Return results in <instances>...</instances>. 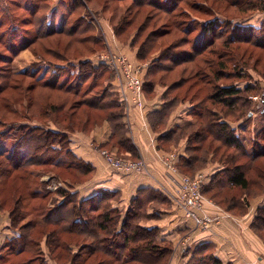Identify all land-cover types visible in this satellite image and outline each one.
<instances>
[{
	"label": "trees",
	"instance_id": "1",
	"mask_svg": "<svg viewBox=\"0 0 264 264\" xmlns=\"http://www.w3.org/2000/svg\"><path fill=\"white\" fill-rule=\"evenodd\" d=\"M21 1L0 0V17L4 15L8 19L11 16L12 22H20L22 26L38 28L35 31L36 35L31 37V39L29 38L30 40L27 39V41L24 40L21 43L19 50L29 49L33 44L43 43L42 41L54 36L63 35L65 38L70 39L69 42L74 41L72 43H78L79 45L91 44L88 49V53L91 56L99 49L103 51L102 45H99L102 37L99 32L97 35L81 37L82 33L88 32V29L92 30V32L95 29L91 27L93 19L90 22L86 14H82L83 11L87 12L86 3L91 0H58V2L65 1L67 4L65 14L61 17V27L57 30L48 29L45 31L43 27L46 24V12L50 9L47 5L49 0H32L30 5L29 3L27 4L29 0H24V3ZM106 1H114L116 3L112 8V17H110V22L112 23L116 18L119 6L124 0ZM205 1L209 0H131L133 6H129L117 24L113 26L116 35L120 36L132 24L135 16L145 11V18L137 25L136 30H133L134 36L132 38L127 36L125 42L129 47L138 50L136 58L139 62L146 61V57L156 46L160 49L164 48L158 58L151 60V64L143 72V79L147 78L146 85L153 87L155 84L160 83L149 80L155 70H160L165 72V74L171 73L175 67H180L183 64H194L206 51H209L210 57L216 56L219 52L216 53V50L220 49V46L226 50L229 48L233 52L241 49V47H238L240 45L264 50V21H262L258 29L254 27L244 28L232 24L236 19L245 18L253 12H264V2L260 0H212L213 8L211 5H207ZM222 4L226 7L225 11L220 12L215 5L220 7ZM147 8L150 10H146ZM16 10L23 11L22 14L25 15V18H20V15H16ZM41 10H44V14L41 19L35 22L34 19ZM128 11H130V15L127 14ZM190 13L198 16L197 18L204 16L207 19H205V23L199 25L201 35L195 40V45L190 46V52H188L178 49L190 42L188 36L193 29L186 28L183 21H180L181 16H191ZM225 13L229 15L225 16ZM240 15L245 16L242 17ZM72 16H75L73 22L71 21ZM194 20L196 18H193V23H195ZM219 22H222L220 27H218ZM3 26V21H0V29ZM148 28V34L143 35ZM12 31L15 32L14 29H11ZM255 31L261 36L254 38L253 32ZM172 33H179L181 37H176L173 42L167 41V44H165L162 40L167 36H171ZM5 36L6 33L2 31L0 33V46H2L4 51L10 50L14 54L13 47L10 45L11 40L9 42L3 41ZM141 38L143 40L139 42ZM219 41L223 42L222 45L218 43ZM231 45L233 47H230ZM45 52L59 56L58 58L56 57L58 60L63 57L61 53L53 52L50 48H47ZM34 53L36 54L37 52ZM227 55L228 52L224 51L219 56H216L218 58L216 59L217 64L214 66L216 67L215 69H213L215 60L211 58L209 61L204 58V62L210 65V69L212 68V71H208L205 76L210 77L212 75L211 81H213L205 100L201 102L205 101L207 104L194 103L191 100L189 102L191 108L188 115L190 120H192L184 126L177 127L167 133L163 142H169L177 133H179L178 139L181 136L186 137V158L178 157L177 169L179 173L191 178L197 173L194 171L202 168L204 163L208 161V155L216 157V154L220 153L218 145L217 147L212 146L213 143L218 142V139H220V142L222 141L223 147L233 149L234 152L231 153H227V149L220 153L219 159L213 158V161L219 163L222 169L211 177L207 185H202L201 194L204 198L212 199L227 212L233 211L236 214H244L248 199L264 193V173H260L257 180L251 181L246 175L248 164L239 161L241 158H246L248 161L254 162L259 158H264V127H261L256 133L258 139L254 141L251 151L247 153L243 151L239 143L235 133L236 129L229 126L227 120L224 119L225 116L221 115L220 111L214 109L218 105L223 106V108L225 107L228 110V115L231 113L238 114V120H242V117H249L252 114L250 110L251 102L249 101L252 90L250 86L242 89L236 84H216V81L221 79L220 74L227 69L226 63L231 62L230 56L227 58ZM168 56L170 57L168 58ZM179 56L181 57L177 58ZM88 58L90 57L78 60L79 63L72 69L71 80L68 79L69 81H65L66 79L60 81L61 73L64 72L62 67H55V75L47 78H38L37 71H23L22 76L26 75L25 77L33 80L30 88H28V93L32 94L37 89H49L56 91L61 96L62 101L60 103L56 105L54 103L47 104L44 114L39 116V118L46 120L45 122L40 123V125L28 124L36 118L30 116V114L28 116L22 115L15 108L9 106L10 110H6L3 114L0 113V142L2 144V147L0 146V182L2 179L9 178L15 170L30 167L31 165L50 166L52 168L48 171L50 176H54L63 182V186L54 192L44 190V186L41 185L42 193L35 192L29 188H27L28 192L24 196L18 192L14 193V204L9 211V218L12 228L16 229L19 234L18 237L3 242L0 248V264H46L44 258L46 255L43 252L42 242L45 243L48 250V257L59 264L169 263L171 256L170 244L156 239L158 235L157 229H147L143 226L144 223L152 219L153 215L148 213L150 209L157 211L159 206H168V204L172 203L167 196L152 189L140 190L129 208L122 212L115 206L119 202V194L117 192L100 190L93 197L80 199L78 194L73 192V187L78 182L71 183L61 178L60 173L70 170V172L75 173H73L74 175L70 173L72 176H87L86 179L79 183L88 179L92 169L70 153L69 139L76 132L87 135L103 122H107L111 128V146H116L117 150L124 153L123 156H118V154L116 156L127 160L138 159L132 148L131 141L126 137V130L122 123L124 116L122 105L118 100V95L112 90L111 80L113 74L105 69L106 67L103 65H93ZM234 59L238 61L234 67L237 68L242 65L239 63L237 56ZM59 61L65 62L64 57L60 58ZM0 63L4 65V68L0 69V81L3 83V86L0 85L1 92L6 88L5 86H7L8 80L13 73L8 59L7 62L4 60L0 61ZM106 74L110 75L109 77L107 76L106 81H100ZM178 81L167 85L168 88L163 97L167 99L166 102L168 104L150 119L153 130L159 120L164 123L174 107L173 104L177 106L186 102L185 100L182 102L178 100L179 94L171 100L169 99V92L182 86L186 79L181 78ZM164 82L161 81V83ZM101 83H103V86L100 89L101 91L97 93L98 91L96 92L95 90ZM28 100L25 101L26 110L33 105L32 101H36L35 97H29ZM69 103L70 105L67 107ZM15 116H20V120H13ZM261 120H264V116L261 117ZM8 121L10 122L8 123ZM13 127L14 133L11 135L12 137H8L7 129L12 130ZM7 140L11 142L10 152L4 149ZM206 143L208 146L204 148L203 146ZM235 152L239 153L235 154ZM8 163L12 164V168H9ZM190 169L194 173L189 174ZM31 174L29 173L27 176L30 177ZM254 183H261L260 192L249 196L247 193H251L249 188ZM218 187L221 189L225 187L239 189L244 192L245 199H236V197L223 198L221 197L223 191H219ZM211 190L213 195L210 196L208 192ZM15 195L17 199H15ZM24 198H26V201L37 198L42 201V207H45L44 202L48 200L50 210L41 216L40 221L28 223L26 227H19V223L27 215L33 214L31 212L33 208H30V211L26 213L20 209ZM3 204H6V202ZM2 205L0 203V208H2ZM37 223L43 225V228L50 226L51 229L48 231L43 229L40 240L33 243L23 231L25 228L32 229V227L37 226ZM253 228L259 233L260 237L264 238V208L257 210L253 220ZM33 245H35L34 247H36L38 253L36 258H24L18 262H11L16 256L30 251L29 247ZM205 258L207 257H202L201 260L190 264L202 263ZM208 260L211 264H219L213 258Z\"/></svg>",
	"mask_w": 264,
	"mask_h": 264
},
{
	"label": "rangeland",
	"instance_id": "2",
	"mask_svg": "<svg viewBox=\"0 0 264 264\" xmlns=\"http://www.w3.org/2000/svg\"><path fill=\"white\" fill-rule=\"evenodd\" d=\"M260 1L264 2V0H260ZM21 2L24 3L25 1L23 0ZM31 2L32 0H29L27 4L29 3L30 5ZM203 2H201V4H203ZM205 2L207 3V5H211V6L213 5L212 0L205 1ZM47 5L50 9H48V11L46 10L47 11L46 12V24L43 27V30L44 31L48 29L57 30L58 28L61 27V22H60L61 17L64 16L65 14V10H66L65 7L67 4L65 1L58 2V0H49ZM115 5L116 3H114V1L109 2L106 0H91L89 3H86L87 12L83 11L82 14H86L88 21L93 19L91 27H94L95 29L93 30V32L92 30L88 29V32H86L85 34L82 33L81 37L97 35L98 32L102 36L101 37L102 44L99 43V45H102L103 51L99 49L95 51L94 52L95 54H93L92 56L89 55L88 53V49L91 46V44L87 43V44L79 45L78 43H72L74 41L69 42L70 39L65 38L63 35L54 36L48 40L42 41L43 43L39 42V43L33 44V46H31L29 49L19 50L22 45L21 43H23L24 40L27 41V39L29 38L31 39V37L36 35L35 31H37L38 28L32 27V26H22L20 22H17V23L12 22L11 16L8 17V19H6L4 15L3 17L1 16L0 21H3L4 26L0 29V33L2 31L6 33V36L3 38V41L9 42L11 40L10 45L13 47V50H14L13 52L15 53L12 54L10 50L4 51L2 49V46H0V61L6 60L7 62V59H8L10 69L13 73V75L8 80L9 82L7 86H5L6 88L0 92V113L3 114L6 110H8L9 109L8 106L13 107L22 115L24 114L28 116V114H30V116H33V118H36L28 124L40 125V123H43L46 121L43 118H39V116L44 114L47 104L50 105L51 103H54V105H56L62 101L60 94H58L56 91H52L49 89H37L32 94L28 93L29 92L28 88H30V84H32L33 80L30 79L29 77H25L26 76L25 74H24L25 76H22L23 71H28V70L37 71L38 78H41V77L47 78L48 76L55 75L56 73L55 67H62L64 72L61 73L60 81H64V79H66L65 81H69L71 80L70 76L72 75V69L75 68L79 63L78 60L89 56L90 58H88V60L93 65H98L96 63L97 62L96 57L100 54H104L107 52H114L117 54H123L125 56L127 55L128 57H130L129 61L131 63L136 62L140 64H146L145 69L148 68L151 62L153 61V59H157L162 49L164 48L160 49L158 48V46H156L154 50H152L148 54V56L146 57V61L139 62L136 58L138 50L136 48L129 47L128 44L125 42L126 41L125 38L127 36H129L130 38L134 36L133 30H136L135 28L137 27V25L143 21V19L145 18L146 12L143 11L139 15H136L135 18L133 19L132 24L129 27H127V29L124 32H122L120 36H117L113 26L116 25L120 17H122L125 14L126 9L129 6H133V4L131 0H124L121 3V6H119L118 8L115 20L111 23L110 17H112V14H111L113 10L112 8ZM215 7L220 12H222V11H225L226 6L222 4L220 7H218L217 5H215ZM148 9L149 8H147L146 10ZM44 10H41L39 15L34 19L35 22L38 19H41L42 15L44 14ZM22 13L23 11L20 12L18 10H16L15 12L16 15L21 16L20 18H25V15H23ZM127 14L130 15V11H128ZM190 15L191 16H186V17L181 16L180 17L181 19L179 18L180 21H183L186 28H189L191 30L193 29L192 33L188 36V39L190 42L186 44L185 46H183L182 48L180 47L178 49L181 51L190 52V48H191L190 46H192L193 44L195 45L196 43L195 40H197L201 35L199 31V25L201 23H205L204 21L205 19H207L204 16H200L199 18H197L198 16L196 15H192L191 13ZM224 15L228 16L229 14L225 13ZM240 16L244 17L245 15L244 16L240 15ZM72 17L73 18H71V21L73 22L75 16H72ZM193 18L194 19L196 18V20H194L195 23L192 22ZM262 21H264V12L258 11V12L251 13L245 18L236 19L234 23L232 24L234 26H240L244 28L254 27L258 29ZM218 24H219L218 27H220L222 25V22H219ZM222 28H219V29H222ZM11 29H14L15 32L13 31L11 32ZM148 32H149V28L143 33V35L148 34ZM258 34L259 33L257 31L253 32V37L254 38L260 37L261 35H258ZM176 37H181V36L179 35V33H172L171 36L165 37L162 41L165 44H167V41L173 42V39H175ZM142 40L143 38H141L139 42ZM218 43L222 45L223 42L219 41ZM230 47H233V46L231 45ZM238 47H241V49H237V50L234 49L235 50L234 52L229 48L228 50H226L224 49V47L222 48V46H220V49L216 50V53L219 51L216 56H219L224 51H227L228 55L226 57L228 58L230 56L229 59L231 58V62L226 63L227 64L226 71L220 74L221 79L216 81V84H219V85H228V84L235 85L236 84L242 89L247 86H250L252 90L250 92L249 101L251 102L250 110L252 114L249 117H242L243 118L242 120H238L237 118L238 114L231 113L228 115V112H227L228 110H226L225 107L223 108V106L218 105L214 107V109L217 111H220L221 115L225 116V118L224 117L223 118L227 120V122L229 123V126L236 129L235 133L239 139V143L242 146L243 151H246L247 153H249L251 151V147L254 141L258 139V137L256 136L257 135L256 133L259 131V129H261V127H264V120H261V117L264 116V104H261L262 97H264V50L258 49L255 47L251 48V47L244 46V45H240ZM47 48H50L53 52L61 53L62 56L64 57L65 62L59 61L60 58H63V57H60L58 60L57 58L59 56H54V55L46 53L45 51ZM123 50H126L125 52L127 54H124L125 52ZM34 52H37V53L35 54ZM204 53L205 54H202L203 56L197 59L194 64H183L180 67H175L172 69L171 73L165 74V72H161L160 70L158 71L154 69L155 71L149 77V80L158 81L160 83H157V84H161L162 86H165L168 88L167 85H171L173 84V82L177 83L179 82L178 81L179 79L185 78L186 81L184 84H182V86H179L178 89L169 92V99L171 100L173 97L179 94V96L177 97L178 100H180L181 102L183 100L186 101L184 103L180 102L181 104H183V106L184 104L189 105L190 104L189 102L191 100L194 103H201L203 100H205V97L207 93L209 92V89H211V85L213 84V81H211L212 75H210V77L205 76L208 71H212L211 70L212 68L210 69L209 68L210 65L204 62V58L209 61L211 60V58H213V60H215V64L213 65V67L216 66L217 64L216 59L218 58L216 56L210 57L211 55L209 56L208 54L209 51H206ZM235 56L239 58V63L242 64L241 66H238L237 68L234 67L236 63H238L237 59H234ZM169 57L170 56H168V58ZM180 57L181 56L177 58H180ZM223 59H226V58H223ZM0 67H1L0 69H3L4 65L0 63ZM215 68L216 67H214L213 69ZM105 69H107L113 74V77L111 76L112 77V80H111L112 90L117 95V82L118 81H117L116 73L114 71H111L107 67ZM238 69L239 71H237ZM18 74H21V75H18ZM107 76L109 77L110 75H107V74L104 75V77L100 81H106ZM142 81L146 84L147 78L143 79V73H142ZM161 81H165V82L161 83ZM2 84H3L2 81H0V85ZM102 86H103V83H101V85L97 87L95 91L96 92L98 91L97 93H99L101 91L100 89L102 88ZM29 97H35L36 101H32L33 105L30 106L29 109L26 110L25 101L28 100ZM252 98H255V100ZM165 100L167 99L165 98ZM201 104H207V102L204 101ZM69 105L70 103L67 104V107ZM173 105L174 107L176 106L175 104ZM178 106L180 107V104ZM174 107L171 110H173ZM189 107L191 108V106ZM169 108L168 110L170 111ZM122 109L124 113L125 110L123 106H122ZM93 114H97V113H93ZM17 119L20 120V116L18 117L15 116L13 120H17ZM9 122L10 121H8V123ZM163 125L164 123H162L161 120H159V123H157L154 127L155 132H160L163 129ZM182 126H184V124ZM13 131H14V127L12 128V130L7 129L6 133L7 135H9L8 137H12L11 135L14 133ZM176 135L173 138H171L169 142H167L170 144V147H171L170 148L169 145H167V147H169L167 149L168 152H176V149L178 151V142L180 140L186 139V137L184 136H181V138L178 139L179 133H177ZM10 140L6 141L7 142L5 144L6 147L4 148L9 152L11 150ZM219 140L220 139H218V142H216L215 144L213 143L212 146L217 147L218 145L220 153H222L227 148L223 147L222 141L220 142ZM260 145L262 144L260 143ZM0 146L2 147L1 142H0ZM205 146H208V144L206 143L203 147L206 148ZM106 149L111 154H113L115 157H117L116 154H118V156L124 155L119 150H114L113 148L110 149L109 147ZM227 150H228L227 153L234 152V150L231 148ZM220 153L216 154L217 155L216 157L215 156L212 157V155H208L207 156L208 161L207 162L205 161L206 163H204V166L194 172L204 173L205 171L204 169H207L209 165L210 166L218 165V168L220 167L222 169L219 163H216L213 161V158L219 159L218 156ZM237 153L239 152H235V154ZM33 162H36V161H33ZM239 162L248 164V167L246 168V175L251 179V181L257 180L259 177L258 175L260 173H264V158H259L258 160L254 162L248 161L246 158L244 159L241 158ZM8 165L10 166L9 168H12V164L8 163ZM51 169L52 168H50V166L44 167V166L31 165L30 167L22 168L17 171L15 170L9 178L5 180L2 179V181L0 182V203L2 205V203L6 202V204L2 205L3 209L0 208V211L9 214V211L12 209L13 204H14L13 195L15 192H18L19 194L24 196L28 192L27 188L35 192L42 193L41 185L44 186L43 187L44 190L49 191V192H54L58 188L62 187L63 186L62 181L56 179L54 176L52 177L50 176V173L48 171ZM194 172L191 171L190 169L189 174L194 173ZM29 173H32L30 177L27 176ZM70 173L73 174L74 172H70L69 170L68 172L60 173L61 178L64 180L66 179L67 181L71 183H77V182L79 183L83 181L84 179H86L87 177V176L75 177V176L70 175ZM260 188H261V183L251 184L249 188L251 193L250 194L247 193V195L252 196L251 194H256L260 192ZM218 190L223 191L221 193L222 194L221 197L223 198L224 197H236V199H245L244 194H243L244 192L240 191L239 189H235L233 187H231L230 189L228 187L221 189L220 187H218ZM208 195L210 196L213 195L212 190L208 192ZM15 199H17L16 195H15ZM216 200L221 201L220 199H216ZM41 204H43L42 201L38 200L37 198L33 200L30 199L27 201H26V198H24L23 203H21V206H20L21 207L20 209L22 210V212L26 213L30 211V208H33L34 210L32 209L31 212H33V214L27 215V217L23 221H21L18 226L26 227V224L28 223H34V221H37V222L40 221L41 216L45 215L46 212L50 210L48 206L49 205L48 200L44 202L45 207H42ZM51 221L53 222V220ZM43 229L48 231L49 229H51V227L46 226L45 228H43V225L41 224L39 225L37 223V226L32 227V229L25 228L23 232L24 234L28 235L30 241L32 240L34 243L35 241L40 240ZM79 240L80 242H82L81 239ZM34 246L35 245L29 247L30 251L25 252L23 255L16 256L15 258H13L11 262L13 261L18 262L20 260H23L24 258H36L38 253H37L36 247Z\"/></svg>",
	"mask_w": 264,
	"mask_h": 264
},
{
	"label": "crops",
	"instance_id": "3",
	"mask_svg": "<svg viewBox=\"0 0 264 264\" xmlns=\"http://www.w3.org/2000/svg\"><path fill=\"white\" fill-rule=\"evenodd\" d=\"M126 57L130 58L127 55ZM143 89V106L131 108L128 115L124 114L122 123L136 156L147 162V173L123 175L107 167L96 150L108 147L117 150L116 146H111L112 132L107 122L95 127L87 135L73 133L68 145L70 153L92 169L87 180L73 187V192H76L80 199L93 197L100 190L117 192L119 202L115 206L122 212L129 208L138 191L144 189L163 193L171 200L172 189L164 178L165 169L161 163L170 144L163 140L167 133L190 121V104H180V107L177 105L164 121L163 129L155 132L150 119L168 104L163 97L167 87L161 84L151 87L143 82ZM186 147V139L178 142L176 152L179 156L186 158ZM204 170L205 186L221 168H218V165H209ZM260 208H264V193L246 202L244 214L227 212L212 199L205 197L203 213L216 220L208 231L195 229L193 222L185 218L183 212L173 203L159 206L157 211L150 209L148 213L153 215L152 219L143 226L147 229H157L156 239L170 244L171 256L168 264H190L201 260L202 257L207 258L198 264H211L209 258L219 264H264V238L253 228V220ZM18 234L11 226L9 214L0 211V248L5 240H12L18 237ZM184 239H187V243L182 253L179 244ZM41 245L46 255V264H59L48 257L45 243L42 242Z\"/></svg>",
	"mask_w": 264,
	"mask_h": 264
},
{
	"label": "built area",
	"instance_id": "4",
	"mask_svg": "<svg viewBox=\"0 0 264 264\" xmlns=\"http://www.w3.org/2000/svg\"><path fill=\"white\" fill-rule=\"evenodd\" d=\"M96 61L98 65H103L116 73L118 100L125 110V115H128L130 108H141L143 106L142 73L146 64L131 63L126 56L114 52L100 54L96 57ZM96 150L107 167L115 173L123 175L147 173L148 165L142 158L127 160L115 157L106 149ZM178 157L177 152H168L161 160L165 169L164 178L172 189L171 201L183 212L185 218L193 222L195 229L208 231L216 220L203 213L204 198L201 187L206 177L203 173H196L192 178L179 173ZM186 243L187 239L180 241L179 248L182 253L185 251Z\"/></svg>",
	"mask_w": 264,
	"mask_h": 264
},
{
	"label": "water",
	"instance_id": "5",
	"mask_svg": "<svg viewBox=\"0 0 264 264\" xmlns=\"http://www.w3.org/2000/svg\"><path fill=\"white\" fill-rule=\"evenodd\" d=\"M262 104H264V97H262Z\"/></svg>",
	"mask_w": 264,
	"mask_h": 264
}]
</instances>
